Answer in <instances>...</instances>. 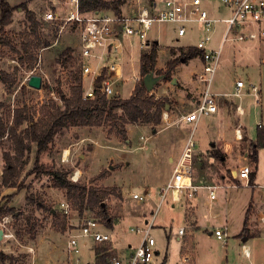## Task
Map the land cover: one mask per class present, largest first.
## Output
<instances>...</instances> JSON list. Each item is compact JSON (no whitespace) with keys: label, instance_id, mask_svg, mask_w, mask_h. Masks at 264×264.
<instances>
[{"label":"rangeland","instance_id":"1","mask_svg":"<svg viewBox=\"0 0 264 264\" xmlns=\"http://www.w3.org/2000/svg\"><path fill=\"white\" fill-rule=\"evenodd\" d=\"M25 1L28 5L32 4V10L36 12L39 19L41 14L52 7L51 0H8L12 6H17ZM121 1L123 2L121 10L123 8L128 10L134 3V0ZM204 6L211 10L219 5L211 0H205ZM107 12H112V10ZM26 28L25 13L22 10H17L14 12L12 22L7 26L5 34L0 35V38L3 36L12 44L4 45L0 42V72L12 74L14 80L10 82L14 83L16 88L15 95L11 96L7 93L6 85L0 79V117L4 119H7L10 115L12 117L13 111L18 107L27 106L30 112L38 118L39 114H36V112L50 100H54L60 106H63L57 90L60 89L66 96H69L71 93V72L81 68L78 55L80 46L78 32L68 28L61 34L57 27L45 25L42 32L52 42V45L47 49L37 51L40 62L38 61L33 69L35 70L34 73L31 74L33 70L21 66L16 52L12 50V46L18 45L23 40V32ZM224 30L225 26L219 24L210 46L217 47L219 45ZM150 37L157 39L161 47L157 65L165 67L160 69L156 66V70L165 71L167 61L171 58L170 55L173 56V53L168 49L169 46L171 48V46L178 47L179 44L196 45L201 36L198 29H191L178 43L175 27L170 24H160L153 28ZM167 45L169 46L166 48ZM68 47H72L75 50L74 53L63 55ZM146 50L150 51V49ZM140 53V50L136 49L134 55L138 77H140ZM176 54L180 56L181 53L176 50ZM199 63V60L191 62L194 65ZM127 70H130L127 72V75L130 76L133 71L131 72L130 67ZM197 74L195 73L193 77L196 78ZM32 75L42 76V89H34L28 85L29 78ZM235 75L241 77L248 88L251 84L258 85L263 90L260 98L264 100V39L228 40L224 44L220 68L216 74L219 91L232 92ZM154 77L157 79L154 85L156 91L153 92L154 96L157 98L167 97L173 106L177 119H180L186 112L191 111L190 109L195 104L190 101V98H182L183 100L173 98L174 92L178 90L182 89L190 92L191 88H189L188 83L183 81L181 83L180 80L174 82V77L173 82H166L160 78L159 73H155ZM133 86V82L126 84L125 89L122 91L124 99ZM21 87L24 88L21 90ZM247 91L245 90L244 93H247ZM185 94L186 91L184 96ZM189 94L192 96V93ZM230 100L236 104H242L247 110L246 115L243 116L237 115L235 117L236 113H231L232 128L236 127L237 118L240 119L242 124H246L251 129L252 127L253 129L256 128L257 123L264 121V109L255 104V99L252 96L243 94L241 98L232 96ZM166 112L163 114V121L160 125L145 123L127 125V138L110 130L109 127H71L65 129L57 134L52 147L40 156L38 164L40 168H37V170L41 169L40 173L34 169L36 158L34 144L29 155V163L22 175L23 188L20 190L1 186L5 165L3 153L5 151L13 152V145L7 140L0 142V204L14 206L20 213V216L15 218L12 214L7 215L12 217L11 225L14 228L13 231L17 234L19 243L4 239L0 240V256L7 255L11 257L8 260L0 259V264H31L33 262L31 255L41 248V251L46 252L49 257L56 253L59 254V249L61 252L65 251L69 234L79 235L80 227L86 219H96L100 224L107 227V223L98 216V209H86L82 213L67 199L65 190L54 187V189H50L51 177L47 175V172L51 170H68L69 179L74 181L72 177L76 169H80L81 172L80 175L76 176L79 179L74 182L88 187L95 185L115 190V193L105 201V204L108 206L115 223L124 218L126 213L121 231L118 232L124 241L129 244L138 243L141 234L135 232L134 229L146 225V214L149 219H152L153 214L156 212L155 227H153L151 234L157 239L162 256L169 247L172 261L182 263L183 258L180 254V248L183 244V237L179 233L182 226H185L181 213L182 209L179 205L177 207L172 206L171 197L161 202L158 193H152L149 189L146 190L142 183L151 182L153 185L159 186L161 183L166 182L175 166L174 163L169 161V153L181 152V147L183 148L189 137L196 143V147H194L195 155L193 154V171L197 181L202 180L205 175L206 177L209 175L210 178L216 177L214 183H219L224 164L226 167L230 165L237 166L241 160L243 162L244 159L241 157L245 145L242 143L236 145L232 154H230L225 153V149H222V142L219 141L218 150L226 158L223 157L222 160L212 159L210 156L214 153L211 148L214 131L206 123L208 117H203L196 129L190 127L187 132H183L180 136L177 134V127L165 129L169 125V122L164 120ZM142 146H144L143 149H140ZM66 150H69L67 158L65 156L68 154ZM249 162L252 164L251 160ZM258 181L264 182V160L258 164ZM134 190L137 192L146 190L148 194L152 193L153 195H151L154 197L143 204L141 203L142 205L133 200L128 201L127 211L125 212V200L130 197V193L135 192ZM216 192L218 200L212 202L217 203L223 199L224 192L222 189H217ZM247 192L249 193L248 189ZM204 194H206V191L201 190L200 196ZM191 200L193 199H188L187 204H191ZM65 201H68L72 206L69 214H66L61 207V204ZM37 203H42L46 208L52 209L53 212H57V215L54 216L50 210L39 209ZM130 203L132 204L130 205ZM160 203L161 207L156 211V207ZM136 208L143 209V214L138 212L139 210H136ZM190 209L188 211L191 213ZM219 222V220H211L212 227L221 226ZM31 230L35 233L33 237L30 233ZM212 230H207L206 225L202 226L200 234L206 237V240L201 243L202 248H214L218 245L219 241H216L213 238L214 236L209 234ZM77 240L79 241L81 254L90 251L92 255L90 247H84V242L89 241L90 238L79 235ZM112 243L109 242L111 245ZM29 248H33V253L29 252Z\"/></svg>","mask_w":264,"mask_h":264},{"label":"built area","instance_id":"2","mask_svg":"<svg viewBox=\"0 0 264 264\" xmlns=\"http://www.w3.org/2000/svg\"><path fill=\"white\" fill-rule=\"evenodd\" d=\"M204 1L134 0L128 10L123 8L121 14H117L106 10L83 12L80 0H51V9L41 14V19L57 27L61 34L68 28L78 32L80 42L78 55L85 100L94 99L97 92L108 100L120 99L123 96L121 87L125 82L131 80L136 86L140 77L135 67V51L138 49L142 53L150 47L153 42L150 34L156 25H173L178 38L185 37L193 28L198 29L201 37L195 47L203 53L200 56L202 70L197 75L203 89L196 107L181 116L184 124L196 128L203 117L218 112L212 84L220 68L224 44L228 40L264 39V0H211L219 5L211 10L204 6ZM219 24L224 25L225 30L219 45L212 47L210 44ZM128 64L133 67L131 79L126 77ZM246 88L249 89L248 93L254 97L255 101L259 102V86L251 84L248 88L245 81L238 78L235 83L234 96L241 98ZM150 94L153 92L151 91ZM237 110L243 114L241 107ZM194 147L195 143L189 137L182 155L174 164L171 179L158 192L161 202L171 197L173 203H180L183 200L195 198L202 189L209 193L212 200L217 198L218 185H198L194 182ZM251 172V167L244 165L238 170L231 171V175L234 178L246 180L248 186ZM77 175L78 171H75L72 177L74 181L79 179ZM131 197L137 202L151 199L148 193H132ZM61 207L66 214L72 210L68 201L63 202ZM160 207L161 203L156 207V211ZM155 214L156 212L146 226L134 229L142 235V241L133 254L127 260L112 256L110 264H158L156 261L157 241L151 234ZM11 224V216L0 220L3 239L19 243ZM100 227L98 220L86 219L80 227L79 235L100 244L111 241V236L103 232ZM184 231L185 228H181L180 234H184ZM214 234L222 241L228 238L224 228L216 229ZM79 235L69 234L68 251L70 253H80L81 248L77 240ZM242 251L245 256H249L245 245ZM29 252H33V248H29Z\"/></svg>","mask_w":264,"mask_h":264},{"label":"trees","instance_id":"3","mask_svg":"<svg viewBox=\"0 0 264 264\" xmlns=\"http://www.w3.org/2000/svg\"><path fill=\"white\" fill-rule=\"evenodd\" d=\"M81 10L83 12L92 11H109L112 10L117 14H121V0L105 1V0H80ZM17 10L25 13L27 28L23 32V40L16 46H12V50L18 56V62L21 66L28 70H33L35 65L40 62L37 51L47 49L52 42L43 34L42 28L49 24L37 17L36 12L29 8L27 2H23L17 6H12L8 0H0V35L5 34L7 26L12 22L13 14ZM57 29V28H56ZM59 30V29H57ZM0 42L4 45H12L10 41L1 36ZM150 51L141 53L140 63V80L136 84L132 95L128 98H120L108 100L99 92L96 93L94 99L85 100L83 97V78L81 68H77L75 72H71V93L66 96L62 90L58 89L57 94L63 102L60 106L56 101L50 100L43 104L36 114L38 118L30 112L27 106L16 108L12 117L4 119L0 117V142L7 140L13 145V152L5 151L3 159L5 162L1 186L8 189L20 190L22 186V175L26 165L29 163V155L32 152L33 145L36 147V158L34 169L40 173L38 166L40 156L48 151L54 142L57 134L71 127H109L110 130L121 134L127 138L126 126L131 124H151L160 125L163 121V114L167 109V105L171 106V102L167 97H156L147 90L144 79L150 74L159 73L163 80L170 82L176 67L182 62L200 57L202 51L195 46L180 47V56L170 60L167 63L165 71L156 70L159 47L156 42L151 43ZM72 47H68L63 55L74 53ZM176 54V49L172 48ZM14 76L8 72H0V79L6 85L7 93L11 96L15 95L16 88ZM24 87H21V90ZM171 109V108H169ZM9 123H11L9 125ZM24 127V128H23ZM252 152L250 158L257 167L259 156L258 150L264 149V125L257 126L256 142L252 144ZM215 157L222 160L223 154L218 150ZM51 177V187L63 189L66 191L67 199L72 202L76 209L83 213L86 209H98V216L112 227L113 219L111 217L108 206L105 201L115 193L111 188L100 186H86L74 182L69 179L68 170H51L47 172ZM256 172L251 175V182L255 180ZM39 209L50 210L42 203H37ZM9 214L15 217L20 216L19 211L9 204H0V218ZM250 208L247 211L245 219V229L249 220ZM66 228V227H64ZM32 237L35 236L33 230L30 231ZM111 247L100 244L96 248L98 255L96 264H109L108 259L112 257L113 252H107ZM0 259L8 260L11 257L1 255Z\"/></svg>","mask_w":264,"mask_h":264},{"label":"crops","instance_id":"4","mask_svg":"<svg viewBox=\"0 0 264 264\" xmlns=\"http://www.w3.org/2000/svg\"><path fill=\"white\" fill-rule=\"evenodd\" d=\"M29 8L32 10L31 3L29 4ZM151 39L154 42H156L157 45H159L158 47L160 51L161 47H160L158 40L153 39L152 37ZM176 40L178 43L181 40V38L177 37V33H176ZM168 46L169 45L165 47L167 48ZM190 46L194 47L195 45L179 44L178 47L171 46L170 48L169 46L168 49L169 51L173 53L172 48L178 50L180 47H190ZM150 47L148 49H151ZM159 51H158V56H159ZM170 56L171 58L167 61V63L170 60L179 57V55L177 56V54L175 53H173V56L172 55ZM194 60H199L200 63L197 65L191 64V62ZM139 61H140V58H139ZM157 64H158V58H157ZM128 67H130L131 72H132L133 67H131L129 64L127 65V68ZM139 67H140V64H139ZM157 67L160 69L165 68V67H159L158 65ZM201 70H202V61L200 57H197L189 61L182 60V62L176 67L174 75H173L174 80L173 79L172 80L174 82L177 80H180V82L182 83L183 81L185 83H188L189 88H191L190 92H187V90H182V89L178 90L177 92H174V96H173V98H180L181 100H183L182 98H185V99L190 98V101L195 104L194 107L191 108L190 110H193L196 107L201 97L203 85L199 82L198 76L196 78L193 77L195 73H200ZM128 71L130 70H126V77L131 79L133 76V72L131 73L130 76H128L127 75ZM237 78L242 79L241 77L235 75L233 91L230 93H226V92L219 91V85L216 82V75H215V78L212 84V92L215 95V101L218 106V112L215 114L209 115V116H205V117H208L206 123L209 125V128L214 131V134L212 135V144H211V148L213 149L214 153L213 155L210 156V158L212 159L216 158L215 152L218 150V145H219L218 142L221 141L222 147H223L222 149H225L224 150L225 153H230V154H232L236 145H239L240 143L244 144L245 148L243 149L244 152L241 157L244 160L243 162L241 160L240 164L237 166L230 165L226 167L224 164V167L221 170V174H222L221 178L220 180L217 179L219 180V183H214L216 182L215 180L216 177L210 178L209 175L208 177H206L205 175V177H203V179L200 181H197L196 178L194 177V182L198 185L214 184V185L219 186L218 189L223 190L224 197L222 200L218 201L217 203L212 202V201H217L218 195L216 199L212 200L210 196L208 195L209 193L206 190H205L206 194L200 196V192H199V194L195 198H192L193 200H191L192 202L191 204H187V200H183L180 203H172L173 207H177L178 205L181 207L180 209H182L181 213L183 215V222L185 225V226H182V228H185L184 234H180L183 237V244L181 245V248H180V254L183 258V262L180 264H264V221H263V218H264V182H259V181L257 182L258 164L264 160V149L258 150L259 160H258L257 167L250 158V154L252 152L251 146L253 143L256 142V138H257V126L260 124L264 125V121L257 123L256 128L253 129L252 127L251 129L246 124L244 123L242 124L240 122V119L237 118L236 121L238 123L236 124V127L232 128V125H231L232 122L230 121L231 113H236L235 117H237V115L243 116V115H246L247 113L246 108L242 104H236L234 103V101L230 100V97L234 96L235 83H236ZM129 82H132V81L130 80L128 82H125L122 85L121 87L122 91L123 89H125L126 84ZM134 86L131 88L129 93L125 95L126 98L132 95L135 89ZM176 87L178 88V86ZM245 90H249V89L246 88ZM245 90H243V92H245ZM185 91H186V94L184 96ZM152 92H156L155 89ZM189 93H192V96ZM262 93H263V90L260 88V95ZM244 94L245 96L246 95L252 96L248 93V91L247 93H244ZM123 97L124 96H122V98ZM255 104H257L258 107H262L264 109V100H262L261 98L259 102L255 101ZM167 106H168V108L166 109L167 112L165 111L166 118H164V120L166 122L168 121L169 125L165 129L177 127L178 129L177 134L182 136L183 132L185 131L187 132L188 129L192 126L184 124L181 121V118L177 119V116H175V113L173 111V106L172 105L171 106L167 105ZM238 107H241L243 114H240L238 112L237 110ZM263 117H264V114H263ZM128 142H131V141H128ZM184 146L183 148L181 147V150H182L181 152L177 151L178 153L176 152L169 153L168 157L171 163L175 164L176 161L180 158V156L183 153ZM143 147L144 146H142V148L140 149H143ZM195 147H196V143H195ZM223 157H225V155ZM250 160L252 164H250L249 162ZM244 165H248L251 167L252 172L250 174V179H251L252 173L254 171L256 172L255 180L253 182H251L250 180L248 186L246 185L247 184L246 180L240 179V178H234L231 175V171L238 170ZM75 171H78V175H80V172H81L80 169H76ZM172 174H173V171L171 172L169 179L166 182L161 183L159 186L153 185L151 182H144L142 183V185L145 186L144 188L146 190L149 189L150 192L152 191V193L153 192L158 193L162 187L168 184L169 180L172 177ZM259 183H261L262 185ZM50 189H54V188L51 187ZM247 189L249 193L247 192ZM134 191L135 192H132V193H140V194L147 193V191L146 192L145 191L137 192L136 190ZM132 193H130V197H129L130 200H128L129 198L125 200V203H126L125 212L127 211V204L133 200L131 197ZM135 202L137 204H141V203L143 204L145 201L144 202L135 201ZM131 204L132 203H130V205ZM189 208H191L190 209L191 213L190 211H188ZM249 208H250V215H249V220H248L247 227H246L247 229H245V219H246V214ZM136 210H139L138 212H140L141 214H143L144 212L143 209L141 208H136ZM125 216H126V213H125ZM124 218L119 219L115 223L112 217L113 219L112 227L108 225L106 227L105 225L101 224L100 229L103 232L108 233L112 238L111 241H109V242H113L112 245L109 244V242L102 243L104 246L111 247V249L108 250L107 252H113L114 254L113 256H117V257H120L121 259L127 260V258L131 254H133L134 250L141 243L142 235L138 243L129 244L127 241H124L119 236V233H118L119 231H121L123 221L125 220ZM210 219L219 220L220 221L219 225L221 226L217 225L216 227L213 228ZM150 220L151 219H149L146 214V218H145L146 225L148 221ZM203 225L207 226V230L213 229L209 234L213 235L214 236L213 238H215L216 241H219L216 247L214 248H210V247L202 248L201 247V243L206 240V237L200 234ZM154 227H155V223H154ZM219 228H224L227 231L228 238L226 241H222L216 238L214 232L216 229H219ZM98 245H100V243H96L91 239L89 241L84 242V247L89 246L90 250L92 251V255L90 251H86L83 254H81V251L79 254L70 253L68 251V242H67V245H65V251L63 250V252H61V250L59 249V252H60L59 254L56 253L54 255H50V257L47 256L46 252H42L41 251L42 248H41L40 250L34 251V253L30 252V253H33V255H31L32 260H33L31 264H96L97 257H98V255L96 254V248ZM244 245L246 248H248L249 256H245L243 254L242 247ZM161 256H162V251H161V248H159L158 241H157V248H156L157 263L158 264H179L178 262L172 261L169 247H167L163 256L162 257ZM110 258L108 259L109 264H110Z\"/></svg>","mask_w":264,"mask_h":264},{"label":"water","instance_id":"5","mask_svg":"<svg viewBox=\"0 0 264 264\" xmlns=\"http://www.w3.org/2000/svg\"><path fill=\"white\" fill-rule=\"evenodd\" d=\"M160 78H162V77L160 76ZM144 82H145L147 90L153 91L154 85L157 82V79L154 77V74L152 73V74L145 77ZM42 84H43L42 76L32 75L29 78L28 85L34 89H42ZM167 108H168V106H167ZM2 239H3V231L0 230V240H2Z\"/></svg>","mask_w":264,"mask_h":264},{"label":"bare ground","instance_id":"6","mask_svg":"<svg viewBox=\"0 0 264 264\" xmlns=\"http://www.w3.org/2000/svg\"><path fill=\"white\" fill-rule=\"evenodd\" d=\"M242 136V135H241ZM69 152V150L66 152V153H68ZM68 155H69V153L67 154V155H65L66 156V158L68 157Z\"/></svg>","mask_w":264,"mask_h":264}]
</instances>
